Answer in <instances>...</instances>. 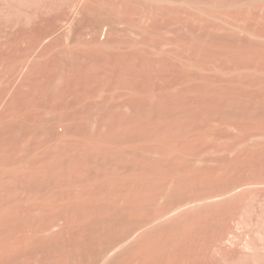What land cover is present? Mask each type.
<instances>
[{
    "label": "rangeland",
    "instance_id": "rangeland-1",
    "mask_svg": "<svg viewBox=\"0 0 264 264\" xmlns=\"http://www.w3.org/2000/svg\"><path fill=\"white\" fill-rule=\"evenodd\" d=\"M136 261L264 264V0H0V264Z\"/></svg>",
    "mask_w": 264,
    "mask_h": 264
},
{
    "label": "bare ground",
    "instance_id": "bare-ground-1",
    "mask_svg": "<svg viewBox=\"0 0 264 264\" xmlns=\"http://www.w3.org/2000/svg\"><path fill=\"white\" fill-rule=\"evenodd\" d=\"M144 240H145V239H144ZM144 240H142V241L144 242ZM124 241H125V240H124ZM122 242H123V240H122ZM138 242H139V241H138ZM148 242H150V241L148 240ZM155 242H156V241H155ZM155 242H154V243H155ZM119 243H121V242H119ZM126 243H127V242H126ZM154 243H153V245H155ZM160 243H161V242H160ZM122 244H123V243H122ZM141 244H142V243H141ZM144 244H145V242H144ZM149 244H150V243H149ZM136 245H137V244H136ZM139 245H140V244H139ZM150 245L152 246V244H150ZM150 245H149V246H150ZM161 245H162V244H161ZM170 245H171V244H170ZM112 246H113V245H112ZM129 246H130V245H129ZM143 246H144V245H143ZM143 246H142V248H143ZM157 246H158V245H157ZM171 246H172V245H171ZM110 247H111V246H110ZM118 247H120V246H118ZM152 247H153V246H152ZM172 247H174V246H172ZM112 248H113V247H112ZM116 248H117V246H116ZM129 248H130V247H129ZM135 248H136V247H135ZM138 248H139V247H138ZM140 248H141V247H140ZM142 248H141V250H142ZM144 248H146V247H144ZM150 248H151V247H150ZM175 248H176V247H175ZM125 249H126V248H125ZM153 249H154V248H152V251H153ZM166 249H167V248H166ZM169 249H170V248H169ZM110 250H111V249H110ZM110 250H109V251H110ZM120 250H122V249H120ZM143 250H144V249H143ZM149 250H150V249H149ZM149 250H148V251H149ZM154 250H155V249H154ZM177 250H178V249H177ZM131 251H132V250H131ZM134 251H135V250H134ZM139 251H140V250H139ZM164 251H165V249H164ZM164 251L162 250V251L160 252V250H159L160 253H162V252H164ZM167 251H168V250H167ZM135 252H136V251H135ZM140 252H141V251H140ZM140 252H139V253H140ZM153 252H154V251H153ZM116 253H117V252H116ZM141 253H142V252H141ZM150 253H151V252H150ZM171 253H172V252H171ZM109 254H110V253H109ZM111 254H112V253H111ZM114 254H115V253H114ZM118 254H119V253H118ZM134 254H135V253H134ZM142 254H143V253H142ZM155 254H156V252H155ZM157 254H158V251H157ZM166 254H167V253H166ZM177 254H178V253H177ZM122 255H123V254H122ZM136 255H137V254H136ZM150 255H151V254H150ZM153 255H154V254H153ZM153 255H152L151 257H155V256H153ZM159 255H160V254H159ZM161 255H162V254H161ZM106 256H107V255H106ZM125 256H126V255H125ZM146 256H147V255H146ZM156 256H157V255H156ZM163 256H164V255H163ZM168 256H169V254H168ZM170 256H171V255H170ZM177 256H179V255H177ZM177 256H176V257H177ZM122 257H123V256H122ZM136 257H138V256H136ZM160 257H161V256H160ZM105 258H106V257H105ZM107 258H109V257H107ZM107 258H106V259H107ZM120 258H121V257H120ZM139 258H140V256H139ZM155 258H156V257H155ZM170 258H171V257H170ZM118 259H119V258H118ZM122 259H123V258H122ZM137 259H138V258H137ZM148 259H149V258H148ZM148 259H147V260H148ZM159 259H160V258H159ZM108 260H109V259H107V261H108ZM142 260H145V261H146V259H142ZM101 261H102V260H101ZM125 261H126V259H125ZM134 261H135V259H134ZM137 261H138V260H137ZM137 261L135 262V264L137 263ZM139 261H141V260H139ZM145 261H144V262H145ZM153 261H154V259H153ZM157 261H158V260H157ZM174 261H175V260H174ZM121 262H122V261H121ZM129 262H130V261H129ZM129 262H128V263H129ZM142 262H143V261H142ZM160 262H161V261H160ZM167 262H168V261H167ZM102 263H103V262H102ZM109 263H110V262H109ZM114 263H115V262H114ZM119 263H120V262H118V264H119ZM124 263H126V262H124ZM133 263H134V262H133ZM163 263H164V262H163ZM172 263H173V262H172ZM176 263H177V262H176ZM142 264H143V263H142ZM154 264H155V262H154Z\"/></svg>",
    "mask_w": 264,
    "mask_h": 264
}]
</instances>
